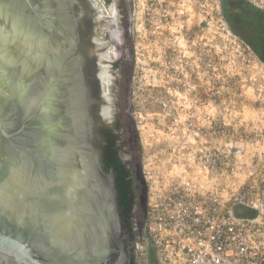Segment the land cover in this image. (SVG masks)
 Listing matches in <instances>:
<instances>
[{
    "label": "water",
    "instance_id": "obj_1",
    "mask_svg": "<svg viewBox=\"0 0 264 264\" xmlns=\"http://www.w3.org/2000/svg\"><path fill=\"white\" fill-rule=\"evenodd\" d=\"M54 1L0 0V264H121L113 174L99 170L87 107L56 106Z\"/></svg>",
    "mask_w": 264,
    "mask_h": 264
},
{
    "label": "rangeland",
    "instance_id": "obj_2",
    "mask_svg": "<svg viewBox=\"0 0 264 264\" xmlns=\"http://www.w3.org/2000/svg\"><path fill=\"white\" fill-rule=\"evenodd\" d=\"M132 2V110L149 197L186 183L213 190L219 181L226 198L243 181L258 182L264 62L232 31L220 0ZM217 148L239 165L237 173L205 170L206 154ZM151 246L142 239L141 263L153 259Z\"/></svg>",
    "mask_w": 264,
    "mask_h": 264
},
{
    "label": "flooded vegetation",
    "instance_id": "obj_3",
    "mask_svg": "<svg viewBox=\"0 0 264 264\" xmlns=\"http://www.w3.org/2000/svg\"><path fill=\"white\" fill-rule=\"evenodd\" d=\"M53 5L50 38L54 44L56 106L62 112L65 96L67 102L78 101L82 108L87 107L90 143L98 156L99 170L103 176L113 174L125 231L126 255L121 264H143L139 248L149 192L132 110L133 2L55 0ZM125 204L131 206L127 211Z\"/></svg>",
    "mask_w": 264,
    "mask_h": 264
},
{
    "label": "built area",
    "instance_id": "obj_4",
    "mask_svg": "<svg viewBox=\"0 0 264 264\" xmlns=\"http://www.w3.org/2000/svg\"><path fill=\"white\" fill-rule=\"evenodd\" d=\"M248 1L264 10V0ZM205 157L207 172L223 168L235 174L240 169L218 148ZM250 179L226 198L219 181L213 190L186 183L167 195L149 197L142 239L152 243L158 264H264V177L259 184ZM237 205L255 214L238 215Z\"/></svg>",
    "mask_w": 264,
    "mask_h": 264
},
{
    "label": "trees",
    "instance_id": "obj_5",
    "mask_svg": "<svg viewBox=\"0 0 264 264\" xmlns=\"http://www.w3.org/2000/svg\"><path fill=\"white\" fill-rule=\"evenodd\" d=\"M220 3L223 17L232 31L264 62V10L248 0H220ZM130 207V205H124L126 211ZM235 213L249 216L255 214L254 210L242 205L235 207ZM151 255L153 257V254ZM153 259L151 264H154Z\"/></svg>",
    "mask_w": 264,
    "mask_h": 264
}]
</instances>
